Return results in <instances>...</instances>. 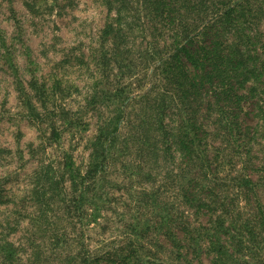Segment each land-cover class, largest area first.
Here are the masks:
<instances>
[{
    "label": "rangeland",
    "instance_id": "obj_1",
    "mask_svg": "<svg viewBox=\"0 0 264 264\" xmlns=\"http://www.w3.org/2000/svg\"><path fill=\"white\" fill-rule=\"evenodd\" d=\"M117 3L0 0V264L9 249L17 252L10 264H81L78 255L129 242L143 254L152 252L158 258L152 264H214L211 236L178 255L155 230L158 205L182 211L195 229L213 225L218 216L230 226L234 213L193 216L192 209L178 205L180 199L174 203L175 189L187 187L185 180L160 189L164 172L175 164L153 149L154 102L174 99L161 82L158 63L169 50V23L145 17L135 4L137 11L127 19ZM116 11L123 29L119 25L120 33L105 37L106 25L116 28ZM256 25L258 46H264V19ZM253 87L246 90L242 119L255 134L246 139L248 152L241 159L227 150L218 178L223 187L234 176L256 184L253 193L244 191L234 201L235 188L227 193L241 221L257 218L264 224V78ZM115 114L121 119L116 156L94 183L86 181L89 203L77 209L74 200L98 127ZM176 115L168 109L165 124H175ZM263 235L242 246L217 234L226 264H264Z\"/></svg>",
    "mask_w": 264,
    "mask_h": 264
},
{
    "label": "trees",
    "instance_id": "obj_2",
    "mask_svg": "<svg viewBox=\"0 0 264 264\" xmlns=\"http://www.w3.org/2000/svg\"><path fill=\"white\" fill-rule=\"evenodd\" d=\"M105 1L107 6L118 5L119 2L127 19H131V13L137 11L133 8L135 4L146 12L145 17L169 23V50L159 58L158 63L161 82L174 99L169 97L170 102L166 105L164 96L158 99L159 103L156 104L157 100L154 102L158 117L153 118V125L158 139L153 149L163 160L168 158L175 164L164 172L160 189L166 191L168 185L185 180L187 187L175 189L174 203L180 199L178 205L192 209L193 216H201L203 212L213 215L218 210L224 216L234 213L230 226L226 227L224 218L218 216L213 225L203 227L198 224L195 229L182 211L173 212L165 204L158 205L159 220L155 230L168 239L172 248L179 250L178 255L188 251L190 244L197 239L211 236L215 241L209 240L208 252H215L213 263L226 264L225 246L219 243L217 234L228 236L243 246L260 237L261 231L264 233V224L257 218L241 221L238 210L235 211L236 202H233L244 191L253 193L256 184L247 177L234 176L227 183L229 186L223 183L224 188L218 178L227 150L233 153L234 159H241L242 152H248V141L255 134L242 118L245 117L246 90L251 92L253 85L264 78V46H258L261 35L256 25L264 19V0ZM120 17L119 11H116L113 20L117 22L114 23L116 28L112 23L106 25L105 37H109L112 31L120 33V27L123 29V23H118ZM248 83L252 85L247 87ZM168 109L177 114L175 124L164 122ZM117 116L119 114L106 118L98 127L92 144V160L85 176L80 177L82 189L78 192V199H73L77 209L78 205L81 209L85 202L89 203L84 199V184L94 183L97 176L103 171L105 173L114 161L121 124ZM215 142L220 144L215 146ZM211 152H214L213 157ZM38 187L43 189L44 186L38 184ZM232 187L235 188L231 197L233 201L227 193V189ZM148 194L151 196L152 192ZM150 227V222H147L146 230ZM173 230L181 233L182 237H178ZM131 244L87 253L81 258L78 255L75 259L79 257L81 264H152L158 259L152 252L143 254ZM15 254L17 252L13 249L4 250L3 263L10 264Z\"/></svg>",
    "mask_w": 264,
    "mask_h": 264
}]
</instances>
